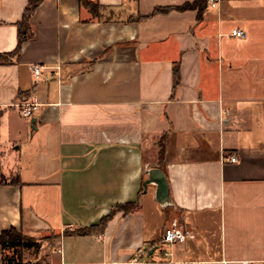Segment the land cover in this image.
Listing matches in <instances>:
<instances>
[{
	"label": "crops",
	"instance_id": "obj_1",
	"mask_svg": "<svg viewBox=\"0 0 264 264\" xmlns=\"http://www.w3.org/2000/svg\"><path fill=\"white\" fill-rule=\"evenodd\" d=\"M88 1L98 18L44 0L0 65V234L40 242L32 264H135L139 250L141 264H264V0L153 17L199 0ZM27 5L0 0V55ZM163 136L165 207L153 185L140 196ZM137 203L103 233L63 236ZM172 220L192 239L170 263L154 253Z\"/></svg>",
	"mask_w": 264,
	"mask_h": 264
},
{
	"label": "trees",
	"instance_id": "obj_2",
	"mask_svg": "<svg viewBox=\"0 0 264 264\" xmlns=\"http://www.w3.org/2000/svg\"><path fill=\"white\" fill-rule=\"evenodd\" d=\"M44 0H28V5L23 14L22 22L18 25V45L14 53L10 55H0V65L8 64L9 58L17 56L23 47V45L33 39V33L31 28V20ZM79 4L84 9L88 10L89 13L94 17L98 18L100 16L101 10H103L98 5H95L88 0H79ZM207 6V0H199L192 4H187L179 8H165L157 9L153 12L151 17L157 15H167L172 11H186V10H197L201 14ZM149 18V17H148ZM146 18H138V20H143ZM180 81L179 75V65H175L173 69V90H175ZM164 141L165 136L162 137L159 142V156H158V170H163L164 168ZM143 191H141L140 196H142ZM139 208V203L137 204H128L117 206L109 215L101 221L99 226L89 227L78 229L75 231L66 230L63 233L64 237H88L94 234L103 233L109 221L117 214L123 213L124 215L129 214ZM58 240V237H55ZM42 245L40 242H37L32 239H28L23 236L22 233L18 232L15 229H10L0 234V249L3 254L2 264H32L24 260L28 255H36L40 252ZM154 247L150 248L148 254L152 251Z\"/></svg>",
	"mask_w": 264,
	"mask_h": 264
},
{
	"label": "built area",
	"instance_id": "obj_3",
	"mask_svg": "<svg viewBox=\"0 0 264 264\" xmlns=\"http://www.w3.org/2000/svg\"><path fill=\"white\" fill-rule=\"evenodd\" d=\"M219 0H207V4L209 7L215 8L218 4ZM232 36L235 38L243 39L245 38V34L241 31H233ZM33 77L36 81L40 80L41 72L43 71L42 67H33L31 69ZM21 116L26 120H31L32 114L34 112L33 107L22 105L19 107ZM232 163L236 162V159H231ZM189 239H192L191 232L188 230L182 229L177 220H172L168 226L164 229L160 240L156 246V252L159 258L162 261L170 260L172 262L173 254L171 253V249L175 247L184 246ZM145 256V252L139 250L135 259V264H141L140 261ZM148 257V252L146 253Z\"/></svg>",
	"mask_w": 264,
	"mask_h": 264
},
{
	"label": "water",
	"instance_id": "obj_4",
	"mask_svg": "<svg viewBox=\"0 0 264 264\" xmlns=\"http://www.w3.org/2000/svg\"><path fill=\"white\" fill-rule=\"evenodd\" d=\"M34 121H31V126L33 127ZM156 187V200L162 206H171L170 196H169V187L166 181V178L161 170L154 169L151 170L147 175L145 182L143 183V194L147 193L149 186ZM154 250L150 252V255H153Z\"/></svg>",
	"mask_w": 264,
	"mask_h": 264
},
{
	"label": "rangeland",
	"instance_id": "obj_5",
	"mask_svg": "<svg viewBox=\"0 0 264 264\" xmlns=\"http://www.w3.org/2000/svg\"><path fill=\"white\" fill-rule=\"evenodd\" d=\"M48 240H49V241H53V240H55V237H54V236H51L50 238H48ZM38 254H39V253H38ZM38 254H36V256H37ZM154 254H155V256H156L157 252L154 253ZM24 260H26V261H28V262H30V261H34V260H35V257L32 256V255H28Z\"/></svg>",
	"mask_w": 264,
	"mask_h": 264
}]
</instances>
